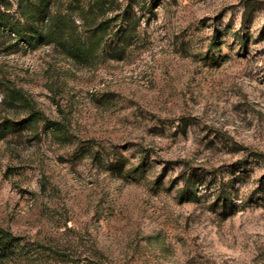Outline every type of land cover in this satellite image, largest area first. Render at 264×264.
I'll list each match as a JSON object with an SVG mask.
<instances>
[{
	"label": "rangeland",
	"instance_id": "374dc122",
	"mask_svg": "<svg viewBox=\"0 0 264 264\" xmlns=\"http://www.w3.org/2000/svg\"><path fill=\"white\" fill-rule=\"evenodd\" d=\"M46 1L86 42L0 28V264H264V0L140 3L116 55L125 0Z\"/></svg>",
	"mask_w": 264,
	"mask_h": 264
},
{
	"label": "trees",
	"instance_id": "16d2710c",
	"mask_svg": "<svg viewBox=\"0 0 264 264\" xmlns=\"http://www.w3.org/2000/svg\"><path fill=\"white\" fill-rule=\"evenodd\" d=\"M25 1L23 5L22 13L25 17V22H20L19 20H10L8 16V9L9 4L5 2V0H0V28L4 30L6 33L13 34L14 39L16 42L23 41L27 45H31L34 41V38L37 37L40 32L43 31L44 37L48 39H52L54 43H57L59 46L65 48L71 55L77 57L83 55L85 42L81 35L74 32L72 28L69 26L67 32L65 31L66 27L64 26V20L62 16H50V14L45 9V5L47 6V1L37 9H30L28 7V0ZM126 6L123 11V21H121L118 30V36L114 45L111 46L110 51L112 54H117L121 50L119 47L120 42H124L127 37L131 36L133 31H135V18L133 15L131 16V12L128 11L132 10V7L135 5L141 6V4L145 5L147 9L153 11L152 1L153 0H125ZM97 6H112L115 0H95ZM141 3V4H140ZM246 14V13H245ZM125 23V25L122 24ZM72 25L74 22L71 21ZM109 23V21H108ZM108 23L106 21L97 23L95 28H91L93 33L90 37L87 36L85 40L93 39L95 42L100 43L101 40H104V34L106 35V29L108 27ZM41 24L40 28L37 26ZM31 32V33H29ZM15 95L22 97V94L16 90ZM32 116L19 119V120H11V119H4L0 122V139L5 137L8 133L20 131L25 127H28L32 122ZM46 123L50 125H55L57 122L51 121L47 118L44 119ZM264 159V157H263ZM264 178V177H263ZM262 178V179H263ZM264 184V182L262 183ZM181 197H185V199L189 201H196L198 196H196V192L190 191L188 192V184H185V190L181 193ZM221 200L224 203H227V196H221ZM14 242L13 239L9 238V234L7 231L0 229V249H7L8 245Z\"/></svg>",
	"mask_w": 264,
	"mask_h": 264
}]
</instances>
